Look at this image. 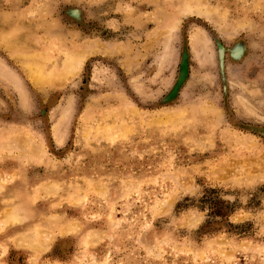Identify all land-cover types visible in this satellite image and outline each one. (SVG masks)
<instances>
[{"label":"rangeland","instance_id":"374dc122","mask_svg":"<svg viewBox=\"0 0 264 264\" xmlns=\"http://www.w3.org/2000/svg\"><path fill=\"white\" fill-rule=\"evenodd\" d=\"M0 264H264V0H0Z\"/></svg>","mask_w":264,"mask_h":264}]
</instances>
